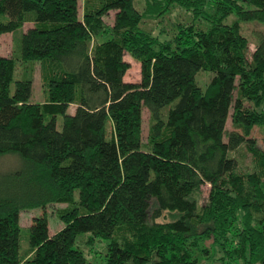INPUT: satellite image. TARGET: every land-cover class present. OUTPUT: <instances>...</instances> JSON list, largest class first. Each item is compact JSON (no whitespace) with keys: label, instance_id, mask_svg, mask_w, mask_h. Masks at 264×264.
<instances>
[{"label":"trees","instance_id":"1","mask_svg":"<svg viewBox=\"0 0 264 264\" xmlns=\"http://www.w3.org/2000/svg\"><path fill=\"white\" fill-rule=\"evenodd\" d=\"M176 6L202 22L164 43L146 19ZM249 23L262 26L252 52ZM8 33L20 37L0 54V264H92L83 249L99 242L101 264H264V0H0ZM127 55L140 81L125 80ZM38 70L46 94L32 103Z\"/></svg>","mask_w":264,"mask_h":264},{"label":"rangeland","instance_id":"2","mask_svg":"<svg viewBox=\"0 0 264 264\" xmlns=\"http://www.w3.org/2000/svg\"><path fill=\"white\" fill-rule=\"evenodd\" d=\"M83 0H80V7H82ZM82 14V10L80 11ZM149 13V12H148ZM115 12H112L109 14V16L106 17V22L109 25L113 24L114 21ZM233 21V17H231L227 23H231ZM201 19L197 17H193V14L191 12L186 11L185 9L181 7H174L172 10H168L164 16H147L146 24L149 27V32L159 38L161 41L166 43L167 41H172V38L177 35L176 24L177 23H187V24H199L201 23ZM206 27L207 24H204ZM262 26H260L257 23H249L246 25H243L242 31L243 34L247 37H249L251 41V52L254 50V38L257 35V31L260 30ZM17 37H20V33H17L14 35L8 33L3 34L0 37V54L5 56H10L14 54V51L17 50ZM19 55V49L17 51ZM126 59L130 62V69L127 72L125 76V80L129 82H137L141 79V65L137 61L131 59L129 55L126 56ZM213 74L208 71L200 72L197 75V82L200 84V86L205 87L208 85L210 78H212ZM18 79V77H16ZM14 89V85L12 87ZM45 88L43 87L41 83V76L39 70L37 71L33 83V90L32 95L30 98V101L32 103H42L44 101V95H45ZM149 111L147 109L144 110V140H146L149 130ZM61 122L62 119L59 117V128H61ZM227 129L233 130L232 126V117H229L228 123H227ZM262 136L263 131L261 128L256 127L253 130L252 137L256 138L259 142V144L262 145ZM249 162V161H248ZM210 186L206 185L201 188L200 192L198 193V198L201 199L200 203H205L208 200L209 197V191ZM78 197V194H76ZM65 205H62L64 207ZM51 207H48L46 210L47 218H48V225H49V231L50 235H54L56 232H58L60 229L64 227L62 221L59 219L58 215L53 213ZM45 211L41 208L32 209V210H24L21 212L20 217V224L23 228L30 227L33 219L35 217H39L43 215ZM211 242H208L210 244ZM96 249L98 253L105 252L104 246L102 243H96L95 246L91 247V250L89 247L84 246V252L87 255V258L90 260L92 264H101L102 256L101 254H95ZM218 250V248H216Z\"/></svg>","mask_w":264,"mask_h":264}]
</instances>
